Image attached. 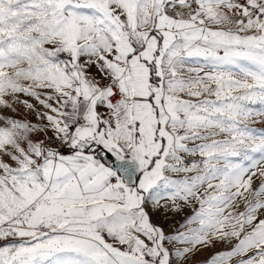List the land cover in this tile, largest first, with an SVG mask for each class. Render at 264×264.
Returning <instances> with one entry per match:
<instances>
[{
  "label": "snow or ice",
  "instance_id": "snow-or-ice-1",
  "mask_svg": "<svg viewBox=\"0 0 264 264\" xmlns=\"http://www.w3.org/2000/svg\"><path fill=\"white\" fill-rule=\"evenodd\" d=\"M0 264H264V0H0Z\"/></svg>",
  "mask_w": 264,
  "mask_h": 264
}]
</instances>
